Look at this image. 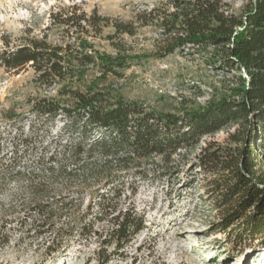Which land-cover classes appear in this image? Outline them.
Wrapping results in <instances>:
<instances>
[{"label": "rangeland", "instance_id": "rangeland-1", "mask_svg": "<svg viewBox=\"0 0 264 264\" xmlns=\"http://www.w3.org/2000/svg\"><path fill=\"white\" fill-rule=\"evenodd\" d=\"M219 1L226 15L241 17L253 0ZM176 5L177 0H0V50L5 41L12 47L44 39L124 64L115 66L117 74L104 76L90 66L80 83L76 73L54 86L38 82L30 66L18 72L0 66V236L6 221L22 212L18 182L7 178L5 168L30 164L45 146L49 152L59 147L61 123L39 117L35 103L65 104L69 89L88 87L105 90L112 103L134 101L176 116L223 99L240 100L233 90L246 75L225 65L218 48L201 51L188 45L164 56L178 35L166 28ZM237 131V125L228 124L178 149L166 162L161 156L143 161L139 169L144 176L129 177V198L144 216L145 228L109 264H264V227L252 232L242 217L252 210L242 208L245 191L232 195L227 173L214 176L197 166L207 147L231 154L246 149L244 142L234 141ZM256 142L257 170L264 174V142ZM87 204L85 198L83 207ZM18 235L14 232L9 245H0V264H98L95 241L76 238L66 252L46 257L44 242H17ZM175 236L182 241L180 250Z\"/></svg>", "mask_w": 264, "mask_h": 264}, {"label": "trees", "instance_id": "trees-1", "mask_svg": "<svg viewBox=\"0 0 264 264\" xmlns=\"http://www.w3.org/2000/svg\"><path fill=\"white\" fill-rule=\"evenodd\" d=\"M176 7L166 28L178 35L164 56L188 45L201 51L218 48L225 65L246 75L233 90L240 100L223 99L176 116L134 101L112 103L108 92L88 87L69 89L65 104L48 99L35 103L36 114L60 122L62 134L53 152L45 146L30 164L5 168L7 178L18 182L22 212L3 226L2 247L18 232L17 242L41 240L44 255L51 257L66 252L78 238L82 243L95 241L97 263L109 264L145 228L144 216L130 203L129 177L144 176L139 169L143 161L161 156L166 162L178 149L228 124L238 126L234 141L244 142L246 149L231 154L207 147L197 166L214 176L227 173L233 180L228 191L233 195L244 190L242 208L252 207L242 216L247 227L252 232L264 227V174L257 170L254 152L256 141L264 142V0H253L241 17L226 15L219 0H177ZM3 43L1 67L18 72L30 66L37 81L49 86L73 80L76 73L80 83L90 66H97L103 76L117 74L115 66H124L44 39L12 47ZM85 198L88 204L83 207ZM104 222L107 227L96 228Z\"/></svg>", "mask_w": 264, "mask_h": 264}, {"label": "bare ground", "instance_id": "bare-ground-1", "mask_svg": "<svg viewBox=\"0 0 264 264\" xmlns=\"http://www.w3.org/2000/svg\"><path fill=\"white\" fill-rule=\"evenodd\" d=\"M172 241L174 242L175 247L180 250L182 241L177 236L173 237Z\"/></svg>", "mask_w": 264, "mask_h": 264}]
</instances>
